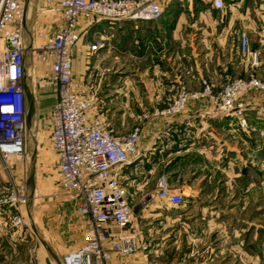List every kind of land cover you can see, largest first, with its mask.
Returning <instances> with one entry per match:
<instances>
[{"label":"crops","instance_id":"1","mask_svg":"<svg viewBox=\"0 0 264 264\" xmlns=\"http://www.w3.org/2000/svg\"><path fill=\"white\" fill-rule=\"evenodd\" d=\"M160 1L163 13L154 20L124 18L110 23L105 19H84L79 16L77 28L80 37L71 50L73 85L75 88H87V83L98 82L99 91L89 113L106 121L117 132L126 131L117 129V124H114L118 119H123L126 111H120L118 107L111 108L110 103L117 102L118 99H109L108 95L123 96L126 91L133 89L134 93L142 96L143 105L139 117L144 131L139 144V155L120 171V180L127 188L135 184L143 185L146 181H140L141 175L154 179L151 184L156 183L159 175L156 167L160 161H156L153 155L156 154V149L167 146L169 154L174 156H179L180 151H183L191 164L196 159L204 161L207 158L209 164L217 166L226 160L228 171L235 170L234 176L249 179L246 187L249 191L251 183H254L249 176L253 175L256 164L255 131L257 126H264V97L258 91L252 90L242 95L246 103L248 123L243 127L239 126L234 116L208 112L210 103L206 95L189 97L182 113L171 118L156 114V110L173 100L181 85L190 91H197L202 88L201 79L205 77L213 84L212 89L216 90L227 75L240 76L252 71L239 50V34L245 27L242 26L241 31L240 28L232 29L231 17L228 23L220 22L218 15L225 10L226 3L224 7L218 8L204 0ZM242 1H229V9L235 3L236 6L240 5ZM24 3L22 38L26 47V74V59L36 43L42 40L37 32L53 33L63 22V15L54 1L24 0ZM93 24H96L95 28ZM248 24L256 26L255 20L250 18ZM89 30H92V34L105 33L107 42L104 49L91 55L87 45L81 40ZM258 30L256 33L260 41L258 47L261 49V56L259 66H255L253 70L264 79V28ZM243 32L248 34L251 43V33ZM50 57L52 56L43 55L36 56V59L43 67L49 63ZM28 79L25 132H39V124L44 119L49 121V134L52 126L51 108L56 94L54 92L53 100L48 103V100L41 99L32 78ZM84 91L90 94L88 88ZM120 102L123 104V97ZM162 127L167 128V136L156 134ZM54 151L57 164L58 154L55 148ZM188 165L186 161V166ZM56 166L60 184V172L58 165ZM165 174L175 191L180 193L183 189L194 190L193 180L182 182L177 165L170 167ZM36 175L34 166L28 164L23 183L28 197L27 188L33 186ZM236 180L240 181V178ZM28 200L23 207L25 215L30 213ZM155 201L154 205L163 206L182 202L170 203L160 198ZM47 208L49 217L46 223H49L50 235L46 236L33 231L30 222L25 221L20 229L6 226L5 218L8 217L9 210L0 208V264H61L63 253L86 240V225L81 217L76 216L75 203L69 194L58 196L47 204ZM134 229L142 237L135 226ZM138 261L137 256L113 257V264H136Z\"/></svg>","mask_w":264,"mask_h":264},{"label":"built area","instance_id":"2","mask_svg":"<svg viewBox=\"0 0 264 264\" xmlns=\"http://www.w3.org/2000/svg\"><path fill=\"white\" fill-rule=\"evenodd\" d=\"M50 1L60 10L63 22L53 33L45 34L38 46L52 55L50 78L56 96L48 135L58 154L60 184L74 200L76 211L88 221L86 240L63 253L61 264H113L114 256L132 258L138 252H142L143 258L136 264H170L149 257L145 240L134 229L135 206L129 200L127 186L120 180L121 168L139 155L144 125L134 124L126 132H117L100 117L90 115L92 97L84 91L87 88H75L72 82L71 50L80 37L79 16L109 21L154 20L162 16L161 1ZM204 1L218 8L225 6L224 0ZM24 19V0H0V157L8 163L25 158ZM238 39L240 52L251 67L257 66V49L251 48L248 34L242 31ZM201 85L197 91L181 85L172 102L156 110V114L171 118L182 113L189 97L206 95L210 103L208 112L234 116L243 127L248 123L242 95L255 90L264 97V79L253 73L227 77L218 90H213L205 78ZM156 196L170 203L183 199L170 186L165 173L158 177ZM27 200L23 185L0 192V208L9 210L11 226L24 224L23 207Z\"/></svg>","mask_w":264,"mask_h":264},{"label":"rangeland","instance_id":"3","mask_svg":"<svg viewBox=\"0 0 264 264\" xmlns=\"http://www.w3.org/2000/svg\"><path fill=\"white\" fill-rule=\"evenodd\" d=\"M229 1L232 2V0L225 2L227 7L218 15L220 22L228 23L231 17L232 29L240 28L239 31H241L243 26L245 27L243 31L251 33V43L250 41L249 43L251 48L257 49L260 64L261 49L259 50L258 47L260 41L256 30L264 28V0H243L240 5L236 6V3L232 5V9H229ZM82 18L87 19L86 16ZM249 18L255 20V27L248 24ZM93 26L95 28L96 24ZM91 31H87L81 38L82 43L86 44L90 51L89 55L100 52L107 45L105 33L92 34ZM37 35L42 40L36 43L37 47L32 48L33 51L26 59L24 95L26 97L29 77L32 78L41 99L44 98L51 103L55 92L54 82L50 78L52 57L47 65L43 67L40 65L36 56H50L51 53L43 52L38 47L44 40L45 33L40 35L37 32ZM227 42H229V37H227ZM93 44L95 47H92ZM241 55L242 59L248 61L250 65L245 55L242 53ZM251 69L252 71L248 74L240 76H249L250 73L259 76L253 70L254 67ZM227 77L239 76L227 75ZM206 80L213 87V84L208 79ZM99 87L98 82L87 83L92 102L98 94ZM132 90L126 91L123 96L108 95L109 99H118L117 102L110 103L111 108L118 107L120 111H126L123 119H118L114 123L117 124L119 130L127 131L134 124L141 123L139 115H141L143 105L142 96H138ZM121 97H123V104L120 102ZM109 111L110 109L108 113ZM109 119L110 117L108 121ZM42 122L45 123L40 122L39 132L34 130L36 135L32 132L33 135L30 130L25 132L24 159L8 163L0 157V192L12 186L21 187L24 183L27 165L34 166L37 175L33 186L27 188L30 213L29 215L24 214V222H30L33 231L46 236L50 235V226L46 223L49 217V212H46L47 204L58 196L68 194L58 184L55 151L48 135L49 121L43 119ZM162 129L166 132H162ZM255 132L257 134L256 164L253 175L249 176L250 181L254 182L251 183L252 187L249 191L246 190L249 179L245 180V176H234L235 170L228 171L226 160L217 166L209 164L207 158H204V161L196 159L191 164L189 159V161L186 160L183 151H180L179 156H174L169 154L167 146L163 149H156V154L153 156L156 161H160L156 167L158 177L167 172L170 167L177 165L181 172L182 182L193 180L195 188L194 190H181L183 199L179 204L163 206L153 204L158 199L156 196L158 178L155 184L154 182L151 184L154 179L141 175L140 181H146L143 185L128 186L129 200L135 206L133 225L142 233L149 257L159 258L170 264H252L255 262L264 264V126H257ZM168 133L165 127L156 132L157 135L166 136ZM186 161L187 164L189 163L188 166H186ZM236 178H240V181H235ZM76 216L81 217L87 228L88 221L85 216H81L78 212ZM5 219H7L6 226H11L8 217ZM11 227L20 229V227ZM132 256H137L139 261L143 258L142 252Z\"/></svg>","mask_w":264,"mask_h":264}]
</instances>
